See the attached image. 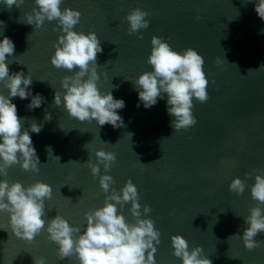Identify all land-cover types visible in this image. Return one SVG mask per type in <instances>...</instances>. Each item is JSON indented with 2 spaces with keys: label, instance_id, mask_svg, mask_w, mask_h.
Wrapping results in <instances>:
<instances>
[{
  "label": "water",
  "instance_id": "1",
  "mask_svg": "<svg viewBox=\"0 0 264 264\" xmlns=\"http://www.w3.org/2000/svg\"><path fill=\"white\" fill-rule=\"evenodd\" d=\"M254 3L64 0L61 9L70 7L82 14L74 30L94 31L100 39V91L110 90L126 102V107L118 110L124 126L116 129L109 124L99 127L94 120L80 122L62 105L53 104L54 92L63 94L62 77L71 74L51 64L53 45L62 35L59 26L46 20L34 30L19 22L36 7L34 0L11 9L0 3V20L5 22L0 39L7 36L15 44V52L8 58L9 72L30 75L33 94L46 98V103L32 111L26 107L28 100L13 99L18 116L27 118L24 128L33 120L42 125L39 134H31L40 159L39 171H25L16 164L0 179L9 184L18 181L25 187L37 181L49 184L53 191L51 199L45 200L43 219L59 214L83 230L85 213L102 207L105 195L111 194V189L106 194L100 188L103 165L93 177L86 162L89 157L96 162L97 150L113 152L116 160L107 173L114 180L111 187L119 192L131 179L138 189L141 211L145 204L151 207L148 215L161 233L157 264H181L171 244L176 234L188 241L189 250L202 247V255L212 264H264V245L248 250L239 235L246 227L243 218L257 206L250 192L254 177L264 174V22L254 11ZM135 8L149 13V27L129 34L125 17ZM153 36L178 52L193 48L205 60L208 99L194 100L197 122L186 130L174 132L170 127L166 97L151 109L137 107L131 81L151 71L147 58ZM0 93L7 95L2 82ZM46 112L51 114L50 121L44 119ZM47 146H51L52 155H48ZM246 173H252V178ZM235 177L245 182L240 195L229 190ZM130 206L126 204L123 212L128 222H134ZM0 228V264H34V257H44L46 264H76L74 258H58V246L43 230L32 241L17 238L6 211L0 212ZM256 239L264 241V233Z\"/></svg>",
  "mask_w": 264,
  "mask_h": 264
},
{
  "label": "clouds",
  "instance_id": "2",
  "mask_svg": "<svg viewBox=\"0 0 264 264\" xmlns=\"http://www.w3.org/2000/svg\"><path fill=\"white\" fill-rule=\"evenodd\" d=\"M63 2L34 0L36 7L19 21L32 25L34 30L41 28L46 20L55 21L62 33L53 45L55 51L50 58L51 64L71 74L62 77L63 94L55 91L53 104L57 107L62 105L70 117L80 122L94 120L99 127L105 124L113 129L123 127L124 120L118 110L124 109L126 102L115 98L112 91L101 92L98 87L101 73L97 71L100 67L97 55L103 52L100 39L94 31L87 34L75 31L74 26L80 22L82 14L70 7L61 9ZM0 3L9 9L13 6L20 8L25 0H0ZM254 11L264 22V0H255ZM148 15L141 8L133 9L125 17L129 34L147 29ZM4 24L0 20V27ZM151 45L147 58L151 71L141 73L135 81L130 80L137 92V107L143 105L145 109H151L166 97V110L172 118L170 127L174 132L186 130L197 122L192 111L194 100L205 102L208 99L209 80L204 71L205 60L193 48L182 52L173 50L167 41L158 36L152 37ZM14 52L15 44L11 38L4 36L0 39V82L7 89V95L0 93V177L6 176L12 165L19 164L25 171L38 172L40 164L31 134H39L42 125L33 120L29 127L24 128L27 118L18 116L13 99L28 100L26 107L32 111L46 103V98L40 93L33 94L30 75H25L23 71L10 74L8 58ZM116 87L113 85V88ZM51 118V114L46 112L44 119L50 121ZM87 145H84L85 149ZM46 151L52 155L51 146H47ZM95 156V163L90 157L86 163L93 177L100 174V165H103L105 174L100 175V188L106 194L111 189V194L105 195L102 207L85 213L87 222L83 230L71 225L59 214L47 221L43 219L45 200L51 199L53 191L49 184L37 181L25 187L18 181L9 184L6 179H0V212L9 214L12 233L17 238L32 241L43 230L48 239L58 246V258H74L76 264H157L155 253L161 242V233L148 215L151 207L145 204L141 211L138 189L131 179L119 192L111 187L114 180L107 173L116 160L115 153L100 149ZM56 158L59 160V157ZM245 175L252 178V173ZM229 190L240 195L245 191V182L235 177L229 184ZM250 192L257 206L250 208L249 214L243 218L246 227L239 235L244 247L253 250L264 245V241L256 239L264 233V208L260 206L264 205V174L255 175ZM129 203L134 222H128L123 212L124 206ZM171 244L173 255L180 259L181 264H212L202 255V247L189 250L188 241L180 234L171 237ZM34 264H46V259L34 257Z\"/></svg>",
  "mask_w": 264,
  "mask_h": 264
}]
</instances>
